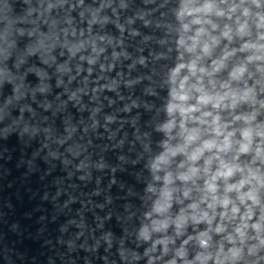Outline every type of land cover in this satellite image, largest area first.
I'll use <instances>...</instances> for the list:
<instances>
[{"label":"clouds","instance_id":"obj_1","mask_svg":"<svg viewBox=\"0 0 264 264\" xmlns=\"http://www.w3.org/2000/svg\"><path fill=\"white\" fill-rule=\"evenodd\" d=\"M80 6L82 0L68 4L72 11ZM56 7L50 3L45 11L50 14ZM111 7L100 3L87 9L89 31L110 21L101 13ZM113 14L119 18L115 9ZM174 16L176 62L165 79L164 119L155 127L161 137L158 150L146 162L150 180L144 190L150 204L134 234L137 247L121 243L117 250L121 264H264V0H179ZM149 23L145 20V27ZM132 34L139 33L133 29ZM80 36L61 42L42 35L27 55L40 53L38 59L49 64L60 43L71 58L79 55L95 65L105 51L97 40L105 37H84L83 31ZM13 45L6 41L0 49V85L11 86L0 120L29 94L23 77L8 67ZM23 62H14L17 72ZM138 63L144 65L146 58ZM57 71L71 79L67 64ZM36 74L33 97L50 89L47 72ZM38 132L25 124L21 134ZM45 135L50 137V130ZM104 239L111 247V234Z\"/></svg>","mask_w":264,"mask_h":264}]
</instances>
